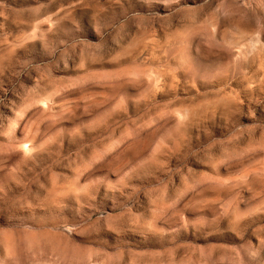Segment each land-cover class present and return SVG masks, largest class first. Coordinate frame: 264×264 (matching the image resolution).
<instances>
[{
  "label": "rangeland",
  "instance_id": "1",
  "mask_svg": "<svg viewBox=\"0 0 264 264\" xmlns=\"http://www.w3.org/2000/svg\"><path fill=\"white\" fill-rule=\"evenodd\" d=\"M0 264H264V0H0Z\"/></svg>",
  "mask_w": 264,
  "mask_h": 264
}]
</instances>
